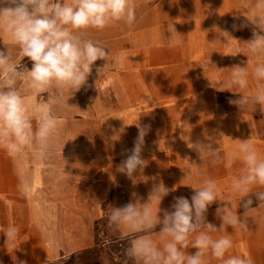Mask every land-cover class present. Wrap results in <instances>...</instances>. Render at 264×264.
Wrapping results in <instances>:
<instances>
[{"label":"crops","instance_id":"0c3cea01","mask_svg":"<svg viewBox=\"0 0 264 264\" xmlns=\"http://www.w3.org/2000/svg\"><path fill=\"white\" fill-rule=\"evenodd\" d=\"M247 3L136 0L133 25L89 30L88 38L110 50L114 66L98 77L95 69L104 64L98 60L88 86L68 101L67 94L58 99L55 114L61 124L45 156L28 152L13 158L0 148V264H66L71 259L83 264V254L99 246L96 224L109 208L129 203L133 193L146 201L161 181L175 188L163 198V210L171 211L176 197L191 200L194 190L189 185L211 178L222 198L231 199L232 210L243 213L240 196L230 188L243 167L240 160L231 169L223 162L213 165L188 145L215 140L213 147L220 146L224 158L236 153L237 139L250 138L264 157L260 106L250 102L240 109L229 100L241 94L215 88L218 73L226 80L233 65L246 66L244 42L252 38L253 26L240 25L246 19L242 14H249ZM173 23L180 34L176 46H170L166 29ZM15 50L12 57L19 61ZM237 51L245 55L233 56ZM249 59L253 64L261 60ZM259 83L250 76L244 94L251 96ZM138 122L150 125L141 153L146 166L129 178L117 169L131 154ZM25 186L27 191H22ZM258 203L254 201L256 210L249 213L247 232L227 229L233 241L229 255L264 264V205ZM218 206L213 204L207 213L217 227ZM9 225L19 230L14 249L5 246ZM210 264L220 262L210 259Z\"/></svg>","mask_w":264,"mask_h":264},{"label":"clouds","instance_id":"9594fccd","mask_svg":"<svg viewBox=\"0 0 264 264\" xmlns=\"http://www.w3.org/2000/svg\"><path fill=\"white\" fill-rule=\"evenodd\" d=\"M245 10L249 14H242L246 19L240 27L251 24L252 38L244 42L247 55L241 51L232 55L247 56L246 66L233 65L226 80L218 73L215 88L241 94L239 99L229 100L240 109L251 102L264 112V0H248ZM136 20V0H0V148L13 158L28 152L38 158L45 156L61 124L55 114L58 99L67 94L68 101L88 86L98 60L104 61L95 69L98 77L115 64L109 49L88 38L89 30L102 31L117 23L131 26ZM166 29L170 46L178 45L180 34L174 23ZM5 35L19 50V61L13 59ZM250 56L261 60L253 64ZM25 59L31 67L22 62ZM250 76L261 82L251 96L243 92ZM136 127L138 135L131 154L117 169L129 178L146 166L141 153L150 125L138 122ZM237 140L236 153L224 158L220 146L213 147L215 140L188 147L201 159L206 156L213 165L223 162L228 169L240 160L243 167L230 188L241 198L242 214L232 210L231 199L222 198L220 187L211 178H203L199 186L189 185L194 190L191 200L174 198L171 211L160 205L175 188L169 189L162 181L153 186L144 202L133 193L124 206H111L109 225L119 232L121 240L128 241L124 255L133 264H210V259L220 264H253L250 257L229 255L233 241L227 229L247 232L249 213L256 210L253 198L259 202L257 207L264 205V157L250 138ZM22 191H27L26 186ZM213 204L219 205L215 211L219 227L207 220ZM18 233L14 225L4 231L7 249L15 248Z\"/></svg>","mask_w":264,"mask_h":264},{"label":"rangeland","instance_id":"374dc122","mask_svg":"<svg viewBox=\"0 0 264 264\" xmlns=\"http://www.w3.org/2000/svg\"><path fill=\"white\" fill-rule=\"evenodd\" d=\"M9 49L12 55L15 52L18 53L12 45H9ZM253 199L256 201L255 198ZM108 212L96 224V235L99 246L95 251L83 254L81 257L83 264H133V261L124 255L128 241L121 240L116 230L109 225ZM66 264H77V262L71 259Z\"/></svg>","mask_w":264,"mask_h":264},{"label":"trees","instance_id":"16d2710c","mask_svg":"<svg viewBox=\"0 0 264 264\" xmlns=\"http://www.w3.org/2000/svg\"><path fill=\"white\" fill-rule=\"evenodd\" d=\"M22 62H23L24 64H27L28 67H31L30 62H28L27 59L23 60ZM97 243H98V242H97ZM95 250H96V248H93V249H92V252L95 251Z\"/></svg>","mask_w":264,"mask_h":264}]
</instances>
